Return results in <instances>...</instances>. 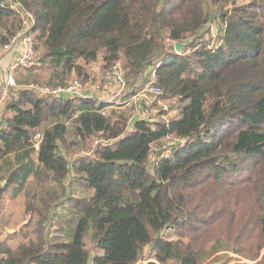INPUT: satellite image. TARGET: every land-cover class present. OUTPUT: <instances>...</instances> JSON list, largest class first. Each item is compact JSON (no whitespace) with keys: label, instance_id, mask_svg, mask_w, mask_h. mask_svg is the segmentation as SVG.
I'll use <instances>...</instances> for the list:
<instances>
[{"label":"trees","instance_id":"trees-1","mask_svg":"<svg viewBox=\"0 0 264 264\" xmlns=\"http://www.w3.org/2000/svg\"><path fill=\"white\" fill-rule=\"evenodd\" d=\"M13 1L36 18L37 63L16 78L24 71L42 82L44 71L48 84L64 85L101 55L105 69L121 62L132 84L160 58L161 95L180 105L169 121L129 126L125 113L113 122L97 97L21 91L0 121V210L5 177L15 196L34 177L51 181L34 195L41 208L64 205L70 216L58 227L65 240L37 221L35 239L0 242V264H137L148 246L162 264H228L232 253L263 254L264 264V0ZM212 14L220 32L210 47L199 35ZM21 29V12L0 0V49ZM97 136L115 141L71 165L69 154ZM169 137L184 144L150 171L152 146ZM71 171L84 196L67 191Z\"/></svg>","mask_w":264,"mask_h":264},{"label":"rangeland","instance_id":"rangeland-1","mask_svg":"<svg viewBox=\"0 0 264 264\" xmlns=\"http://www.w3.org/2000/svg\"><path fill=\"white\" fill-rule=\"evenodd\" d=\"M237 3L238 4L244 3V1L237 0ZM219 32H220V25L218 22V18H216V15L212 14L210 21L207 23L205 28L200 32L199 36H201L202 39H205L206 42H208L211 47L216 45V43H218ZM22 47H23V42L21 38L9 50L3 51L2 50L3 47H1L0 62L3 66V69H5V72L9 71L13 61L18 58L22 50ZM159 60L160 58H157L155 60V64H158ZM81 64L85 65V62L82 60ZM85 68L87 71L86 76H78L76 74H73L66 80V82L69 83L75 79H79L85 83L84 91L80 92L77 95H73L71 98L85 97L87 95L89 96L91 95L93 97H97V96L106 97L107 100H104L102 102L109 104L108 105L109 107L107 108V114L111 117L113 122L118 121L122 113H125L126 116L128 117L129 126L130 125L132 126L133 122L138 121L137 120L138 118L144 117L142 115L144 113H140L139 110L136 111V109H134L133 107H125V105L122 102L126 100V98L129 99L136 93L138 94L143 93L145 89V85L148 82L147 79H149L148 72L150 70V67L146 69V71L138 80L132 82V84L128 83L126 73H124L126 79V85L124 87L118 84H114L112 83V81H109L107 79L106 75L110 68L109 69L103 68V60L101 55L97 61L92 62L90 64H86ZM40 73H42V80L44 82L33 79L28 80L29 78L25 77V75H27V72L24 71L19 72L17 74L18 86L9 92V98L7 99V101L0 105V121L2 119L9 117V115L12 114L10 105L13 101H15L18 98L21 91L31 90L35 93L36 96H40L41 94L36 90L35 88L36 86L56 87L54 85L48 84V82L46 81L49 77V73L44 71H40ZM33 85L35 87H33ZM147 94L150 97V100H152V102H150L151 104L148 106L151 109H150V114L147 116V118H151L153 123H157L161 121H169L170 119H173L174 117L178 116L179 105H180V99L178 97L165 98L166 96L164 97L162 95L154 96L151 93H147ZM1 95H2V88L0 86V97ZM72 126L73 124L71 123L70 124L71 137L73 131ZM97 139L101 140L102 143L100 145L95 144L96 142L95 140ZM114 141L115 140H105L100 136L93 137L91 141L86 142L85 144L81 145L79 148H76L71 154H69L68 159L70 161V164L72 165V163L76 161V159H80L82 157H89V158L95 157L93 150L99 149L101 145L114 143ZM182 144H184V140L175 137H169L167 139H164L161 143H155L151 148V154L149 158L150 171H153V168L158 162L159 157L163 155H170L172 153V150L170 151V153L168 152L172 148V146L178 147L179 145ZM34 157L35 158L37 157V153H35ZM77 179L78 178L74 177V173L71 171L65 180V184L66 186H68L67 191L70 193L71 192L70 190L72 189V188L70 189V185L71 186L73 185L72 191H74L76 195L84 196L85 193L84 190L85 188L83 185L84 182ZM4 180L5 182L3 183ZM50 184L51 181L45 179L38 180L34 177H31L29 183L26 186V190L22 191L20 194L15 196L14 186L12 185L8 186V180L6 179V177L1 181V186L5 187V192L2 197V206L0 210V242L5 241L6 245L16 248L18 244L21 242H27L29 239H35L36 234L34 230L38 226L37 221H40L41 223H46V230H49L51 232L52 237H58L61 240L66 239L67 237L65 232L66 230H63L62 232H58L59 231L58 227L63 225L65 229L68 228L67 222H64L65 221L64 218L70 216V212L67 206L65 207L64 205H57L54 207L53 204L51 206L45 204L44 209H42L40 203L41 201L36 200L34 198V195L37 196V194H39V192L42 191L41 190L42 187L46 188V185H50ZM31 203L33 205V209H30ZM66 205L70 206V203L66 202ZM39 208L43 211L41 215H39L38 213ZM164 234L171 237L174 236L173 235L174 233L171 232V230H166ZM86 245L87 248H89L90 250L91 256H94L95 254L100 252L99 249L92 242L90 236H88L86 239ZM232 257L233 260L229 262L230 264H258L260 263V259H261L260 257L257 260H250V259L242 258L234 253H232ZM137 264H162V263H159L155 258L152 257L151 247L148 246L145 249L142 259ZM205 264H209V261Z\"/></svg>","mask_w":264,"mask_h":264},{"label":"built area","instance_id":"built-area-1","mask_svg":"<svg viewBox=\"0 0 264 264\" xmlns=\"http://www.w3.org/2000/svg\"><path fill=\"white\" fill-rule=\"evenodd\" d=\"M8 2L14 10H16L17 12H21L22 29L3 46L2 50L5 51L11 49L20 38L23 42V47L20 55L13 61L8 72H5V69H3V66L0 62V86L2 88L0 105L7 101V99L9 98V92L18 86L16 70L19 68H31L37 63L35 38L32 31V27L34 26L36 21L35 15L29 10L22 9L21 5L19 3H15L13 0H8ZM167 43L171 44L173 43V41L171 39H167ZM149 67V79H147L148 82L145 85L143 93H136L129 99L126 98V100H124L122 103L125 105V107H133L134 109H136V111L139 110L140 113H144L142 114L144 117L138 118L137 120L142 119L152 122L151 118H147V116L150 114L151 109L148 106L151 104L150 102H152L147 93H151L154 96H159L162 94L163 90L159 85L158 64L154 63ZM124 73L125 71L122 67V63L118 61L109 69L106 77L109 81H112V83L124 87L126 85ZM33 87L35 86L33 85ZM35 88L44 97L67 99L84 91L85 83L79 79H75L67 84L56 87L36 86ZM85 97H91V95H87ZM39 138L40 134L36 136L37 141L35 142V147L37 149L39 147ZM95 141L96 145H100L102 143L101 140L98 139ZM171 150L172 149H170L168 152L170 153ZM96 151L97 150H93L95 155Z\"/></svg>","mask_w":264,"mask_h":264},{"label":"water","instance_id":"water-1","mask_svg":"<svg viewBox=\"0 0 264 264\" xmlns=\"http://www.w3.org/2000/svg\"><path fill=\"white\" fill-rule=\"evenodd\" d=\"M185 47V44H183L182 42H178L177 44H176V50L178 51V52H180L183 48ZM5 182V180L3 181V183ZM157 238H159V235H158V237ZM215 264H221L220 262H217V263H215Z\"/></svg>","mask_w":264,"mask_h":264},{"label":"crops","instance_id":"crops-1","mask_svg":"<svg viewBox=\"0 0 264 264\" xmlns=\"http://www.w3.org/2000/svg\"><path fill=\"white\" fill-rule=\"evenodd\" d=\"M97 98H98L100 101L107 100V98H106V97H104V96H97Z\"/></svg>","mask_w":264,"mask_h":264}]
</instances>
